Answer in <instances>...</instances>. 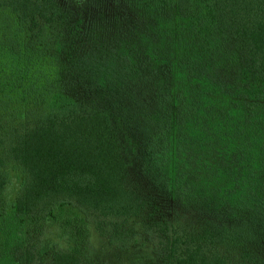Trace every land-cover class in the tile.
<instances>
[{
	"label": "trees",
	"instance_id": "obj_1",
	"mask_svg": "<svg viewBox=\"0 0 264 264\" xmlns=\"http://www.w3.org/2000/svg\"><path fill=\"white\" fill-rule=\"evenodd\" d=\"M133 217L159 264H264V0H0V264Z\"/></svg>",
	"mask_w": 264,
	"mask_h": 264
},
{
	"label": "rangeland",
	"instance_id": "obj_2",
	"mask_svg": "<svg viewBox=\"0 0 264 264\" xmlns=\"http://www.w3.org/2000/svg\"><path fill=\"white\" fill-rule=\"evenodd\" d=\"M108 18H114V14H109ZM117 28L118 25H116L112 20H109L107 28L103 31V38L112 39L116 34ZM73 214V209H66L61 212H56L55 217L42 222L41 225L37 223L30 225L31 233L39 235L42 234V232H45L47 234V236L43 237L44 244L41 246L42 249H45V252H51V240L60 239L59 242L62 241L58 228L59 224L64 218L71 217L69 219V225H72V227L79 224V218ZM140 221L141 219L138 217H133L131 220H129V223L125 228L130 230L129 236L124 237L123 239H120L119 237L112 239V225L110 228L103 226V233H99V235L91 229L88 238H86L83 243L85 246L83 251L88 255L89 263L159 264L156 255L158 247L155 245L153 247V239L154 243H156L157 238L155 237V234L148 229L147 225ZM68 226L66 227V231ZM69 233L70 231L67 232V234ZM71 235L72 234L69 236L71 237ZM72 241L73 240L69 241V243L72 244Z\"/></svg>",
	"mask_w": 264,
	"mask_h": 264
}]
</instances>
